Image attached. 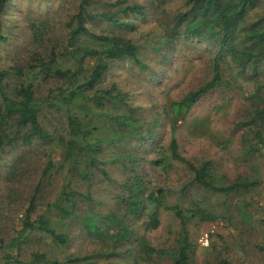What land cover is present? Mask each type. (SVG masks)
<instances>
[{
    "label": "rangeland",
    "instance_id": "rangeland-1",
    "mask_svg": "<svg viewBox=\"0 0 264 264\" xmlns=\"http://www.w3.org/2000/svg\"><path fill=\"white\" fill-rule=\"evenodd\" d=\"M79 2L7 0L0 14L5 37L0 42V68L11 72V86L27 81L28 69L41 60L49 63L53 58V65L61 68L75 65L67 51L68 23ZM126 5H138L142 14L125 10ZM190 7L187 0H91L87 5L90 13L99 15L86 25L97 34L115 33L131 40L141 65L112 60L86 91L93 95L114 87L111 94H120L112 100L115 106L111 94L98 108L86 100L81 102L84 108L63 105L60 91L65 95L76 85L54 77L36 79V96L43 101L41 123L54 138L16 145L0 161V264H175L183 224L170 207H178L185 219L189 264L222 258L230 264H264V57L237 64L234 54L264 48V40L256 37L264 27V0L248 8L224 48L213 36L184 33L188 21L195 25L199 20L177 18ZM102 13L129 25L115 26ZM34 32L40 37L35 39ZM95 45L85 39L76 46ZM219 50L217 85L186 112L173 113L172 102L212 79ZM93 63L87 58L83 66ZM16 66L25 72L20 78L12 74ZM72 114L92 127L76 137L77 143L99 148L94 165L81 160L73 170L62 161L63 148L56 140L69 138L67 117ZM171 137L193 164L210 161L214 184L257 185L224 194L196 184L191 170L170 156ZM157 159L164 164L153 163ZM137 176L148 189L163 192L158 197L162 205L147 200L141 214L132 216L120 198L129 196ZM68 191L74 194L65 201ZM31 200L30 221L45 217L63 242L53 240L52 230H22ZM61 207L73 213L64 215ZM155 210L157 224L151 227ZM85 215L97 223V230L95 225L88 230L81 218ZM112 218L124 223L127 233L112 236ZM206 230L211 231L210 244L201 248L197 240ZM36 254L44 259L33 261Z\"/></svg>",
    "mask_w": 264,
    "mask_h": 264
},
{
    "label": "trees",
    "instance_id": "trees-1",
    "mask_svg": "<svg viewBox=\"0 0 264 264\" xmlns=\"http://www.w3.org/2000/svg\"><path fill=\"white\" fill-rule=\"evenodd\" d=\"M257 0H187L191 4V7L186 12H179L178 17L181 20L187 21L190 16L198 18V22L195 25L187 23V29L184 33H190L195 38H206L213 36L218 40L220 48H224L230 44L234 30L239 20H242L248 8L252 7ZM7 0H0V14L6 4ZM91 0H80L78 10L73 15L71 21L68 23V55L74 60V66L71 67H58L53 65L52 62L44 63L43 60L36 63L31 69L27 71V81H19L13 86L10 85L8 78L11 75L9 70L0 68V161L8 149L14 148L16 145L22 144L27 145L32 140H39L42 142H48L53 140V134L41 123L42 107L40 106L43 101L42 97L36 96V79H46L48 77H54L64 81L68 85H76L75 89L64 95V91H60V95L63 105L66 103L72 104L73 107L84 108L82 100L90 101L95 108L103 106V100L106 99L109 102V95L112 89L102 90L99 93L95 92L93 95L86 94L87 90L92 89L98 81L101 79L104 72L109 67V62L112 60L129 59L136 65H141L139 59L137 46L123 36L115 33H100L93 32L87 25V20H93L98 17L99 14H92L87 10V5ZM125 10L142 14V9L138 5H126L123 7ZM105 20L113 25L123 26L129 25L121 19H116L112 14L102 13ZM212 23L214 26L213 30H209L206 27ZM206 28V30H205ZM35 39L40 37V34L34 32ZM176 35V34H174ZM256 37L264 40V27L259 29L256 33ZM88 39L90 42L95 43L94 47L84 46L77 47L79 42ZM5 37L2 35L1 19H0V42L4 41ZM220 50L215 55V61L213 65V77L211 80L205 82L197 89L189 92L180 101H174L171 103L173 113L186 112L197 100H199L204 94L211 90L220 80L219 69H218V56ZM237 64L240 62L250 61L255 63L257 60L264 57V48L257 52L252 51H236ZM93 58L94 63L87 69L84 68L83 62L86 59ZM84 68V69H83ZM13 76L20 78L25 72L21 67H14ZM112 95V94H111ZM46 96V99H49ZM120 96L119 93L111 96V102L114 104L113 99H117ZM52 98V97H51ZM50 98V99H51ZM45 99V101H46ZM78 101L80 105L78 106ZM53 102V101H52ZM73 103H77L76 105ZM48 105V107L53 106ZM68 123V139L58 137L56 140L59 142L61 148H63V159L62 161L67 163L70 169H74L77 162L85 160L88 164L94 165L97 161L96 151L98 147L89 149L86 145H79L76 137L83 136L85 132L89 131L90 125L78 118L77 115L72 114L67 117ZM91 150V155H88L87 151ZM170 156L173 160L185 164L193 173V182L196 184L224 194H229L237 189H247L249 187L256 186V182H235L229 185H216L212 182L210 176L211 163L208 160L201 162L198 165L193 164L189 159L182 156L178 151V145L175 137H171L169 142ZM86 158V159H83ZM153 163L162 165L164 164L163 159L154 160ZM103 171V170H102ZM103 173H105L103 171ZM132 186V189H131ZM65 193V201L69 195L74 194V191H68ZM160 189L152 190L148 189L144 181L137 176L135 177V183H132L129 188V196L126 198H120L124 202L127 213L132 216L140 215L144 209V204L148 200L154 206L158 207L162 205L158 197L162 195ZM34 193V197H35ZM34 202L31 200L28 207V212L23 221L24 229H43L45 231L52 230L48 226L49 222L45 217H39L37 221H30L29 211L33 208ZM174 211L175 215L180 219L183 224L181 243L176 251L175 264H189V251H190V239L188 232L185 228V219L182 215L181 210L178 207H170ZM61 213L64 215H70L73 212L61 207ZM157 211H153L150 216L149 225L155 227L157 224ZM84 219L88 230H92L95 225L96 230L97 223L91 219L89 215ZM113 227H116L115 233L112 236L118 237L123 236V233H127V228L124 223L118 219H111ZM118 227V228H117ZM121 232V233H120ZM202 232V231H201ZM200 232V233H201ZM53 240L56 242H63L62 234L55 233L54 230L49 231ZM200 235V234H199ZM197 244L201 248H207ZM149 252H153L152 248H147ZM44 259L42 254H36L33 257V261L39 262ZM205 264H230L229 260L222 258L216 262H206Z\"/></svg>",
    "mask_w": 264,
    "mask_h": 264
},
{
    "label": "built area",
    "instance_id": "built-area-1",
    "mask_svg": "<svg viewBox=\"0 0 264 264\" xmlns=\"http://www.w3.org/2000/svg\"><path fill=\"white\" fill-rule=\"evenodd\" d=\"M210 234H211V231H202L198 237V243L201 245V246H204V247H207L209 246L210 244Z\"/></svg>",
    "mask_w": 264,
    "mask_h": 264
}]
</instances>
